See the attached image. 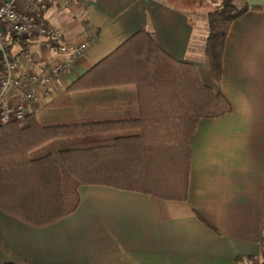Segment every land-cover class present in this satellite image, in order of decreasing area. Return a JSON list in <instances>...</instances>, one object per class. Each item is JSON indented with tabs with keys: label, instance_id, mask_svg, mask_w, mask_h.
Wrapping results in <instances>:
<instances>
[{
	"label": "crops",
	"instance_id": "crops-1",
	"mask_svg": "<svg viewBox=\"0 0 264 264\" xmlns=\"http://www.w3.org/2000/svg\"><path fill=\"white\" fill-rule=\"evenodd\" d=\"M44 0L42 18L59 32L57 47L35 36L3 39L6 52L30 55L31 67L66 53L61 44H89L60 77L40 118H95L136 114L132 86L65 92L89 68L140 29L177 61L194 64L229 110L201 118L190 141L184 200L105 184H79L77 208L35 226L0 205V264H250L264 260V0L233 20L218 79L205 55L210 0ZM194 1V2H193ZM202 1V2H201ZM11 89L5 102L19 101ZM66 96L72 107H53ZM111 102H115L111 104ZM117 102V103H116ZM0 117V124L4 123ZM58 157V156H57ZM58 159V158H57ZM59 165L62 164L58 160Z\"/></svg>",
	"mask_w": 264,
	"mask_h": 264
},
{
	"label": "trees",
	"instance_id": "trees-1",
	"mask_svg": "<svg viewBox=\"0 0 264 264\" xmlns=\"http://www.w3.org/2000/svg\"><path fill=\"white\" fill-rule=\"evenodd\" d=\"M210 2L205 55L218 79L229 26L252 7L246 0ZM126 86L136 91L129 101L136 114L43 119L30 113L22 121L0 124L4 211L35 226L50 224L77 208L79 184H105L163 199L186 198L195 127L201 118L227 112L229 104L202 81L194 64L173 59L147 29L131 35L65 92ZM66 93L50 105L74 106Z\"/></svg>",
	"mask_w": 264,
	"mask_h": 264
},
{
	"label": "built area",
	"instance_id": "built-area-1",
	"mask_svg": "<svg viewBox=\"0 0 264 264\" xmlns=\"http://www.w3.org/2000/svg\"><path fill=\"white\" fill-rule=\"evenodd\" d=\"M43 2L44 0H0V117L5 122L22 121L26 116L27 105L40 109L50 99L53 91L61 89V75L73 67L81 51L90 42L87 38L77 45L61 44L58 50L66 53V57L46 63L40 72L32 69L27 52L23 51L19 56L7 53L8 45L3 40L7 34L21 40H31L37 36L59 41V32L42 18ZM83 2L75 1L79 4ZM11 89L19 91V101L9 105L5 102V97Z\"/></svg>",
	"mask_w": 264,
	"mask_h": 264
},
{
	"label": "water",
	"instance_id": "water-1",
	"mask_svg": "<svg viewBox=\"0 0 264 264\" xmlns=\"http://www.w3.org/2000/svg\"><path fill=\"white\" fill-rule=\"evenodd\" d=\"M1 56H2V51L0 50V58H1Z\"/></svg>",
	"mask_w": 264,
	"mask_h": 264
}]
</instances>
